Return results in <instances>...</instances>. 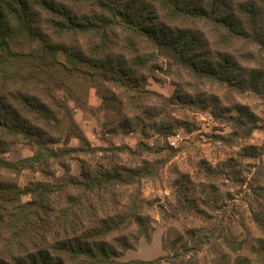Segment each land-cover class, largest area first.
Instances as JSON below:
<instances>
[{"label":"trees","instance_id":"1","mask_svg":"<svg viewBox=\"0 0 264 264\" xmlns=\"http://www.w3.org/2000/svg\"><path fill=\"white\" fill-rule=\"evenodd\" d=\"M67 1L86 4L90 11L77 16L54 0H0V233L8 235L0 264H162L163 257L122 262L121 253L110 243L115 240L117 247L130 250L132 245L122 233L131 226L138 230L136 239H149L150 220L139 211L143 203L139 183L150 177L151 168L91 169L83 162L80 176L71 175L66 163L71 156H92L98 150L77 128L68 102L76 104L77 91L93 87L104 105L106 98L100 94L104 85L135 96L144 92L143 77L137 73L146 68L148 57L136 53L128 61L123 53H115L113 37L118 34L124 35V47L129 52L135 53L141 41L192 77L220 86L257 87L263 78L259 72L252 71L246 81L240 79L239 65L227 53L209 62L201 32L179 24L204 22L219 32L226 44L241 41L264 45V0ZM47 32L60 39L70 36L74 42L70 46L52 45ZM77 37L89 38L87 49L76 43ZM59 53L65 62L58 61ZM57 93L65 94L60 99ZM159 130L163 133L166 129ZM250 134L251 128L246 136ZM66 137L76 139L79 147L60 146ZM17 144L30 148L32 154L17 161L6 159ZM147 150V145L138 144L137 151ZM54 165L65 171L56 183L17 184L25 171L46 173ZM116 188L134 192L127 196L122 210L115 207L119 204ZM59 192L67 194V206L52 218L63 238L47 249H25L23 242L33 234V221L39 215L30 213L21 198L31 196L41 201ZM178 202L183 205L184 201ZM107 207H111L108 213ZM116 233L121 235L113 239ZM188 234L195 238L193 232ZM212 234L203 235L195 245L216 250ZM260 247L264 250V241ZM202 248L191 247L190 258Z\"/></svg>","mask_w":264,"mask_h":264},{"label":"rangeland","instance_id":"2","mask_svg":"<svg viewBox=\"0 0 264 264\" xmlns=\"http://www.w3.org/2000/svg\"><path fill=\"white\" fill-rule=\"evenodd\" d=\"M54 1L77 16L90 11L86 4ZM179 25L201 32L209 62L227 53L238 63L240 79L246 81L252 71L259 72L263 78L257 87L220 86L192 77L158 57L141 41L135 53L129 52L124 47V35H115V53H123L128 61L136 53L148 57L146 68L137 73L143 77L144 92L135 96L104 85L100 87V94L106 98L103 105L96 88L84 92L75 89L79 99L76 104L69 100L70 114L91 147L98 151L92 156H71L66 161L69 173L79 177L83 162L91 169L151 168L150 177L139 183L143 200L139 211L150 220L149 239H136L138 230L131 226L122 233L132 245L130 250H122L111 240L121 253L122 262L163 257L162 264H168L169 259L177 264H191L190 260L196 264H264V250L260 247L264 241V45L241 41L226 44L220 40V33L204 22ZM76 39L78 45L87 49L89 38ZM47 40L64 46L74 42L70 36L60 39L51 32H47ZM58 61L65 62L63 54H58ZM63 94L57 96L62 99ZM160 127L165 132L160 133ZM250 128L251 134L246 136ZM139 143L149 150L137 151ZM60 146L79 147V143L66 137ZM31 154L30 148L17 144L5 157L17 161ZM64 174L58 165L46 173L25 171L17 184H54ZM115 193L119 203L115 207L122 210L127 196L134 192L116 188ZM66 196L59 192L41 201L31 196L21 198L30 213L39 215L33 221V234L23 242L25 249H47L63 238L56 231L52 216L67 206ZM110 208L105 211L110 212ZM192 232L195 238H190L188 233ZM210 233L216 250L209 245H195L200 237ZM120 235L114 234L113 239ZM6 240L7 233H0V252L5 250ZM202 246L190 258L193 252L189 249Z\"/></svg>","mask_w":264,"mask_h":264}]
</instances>
